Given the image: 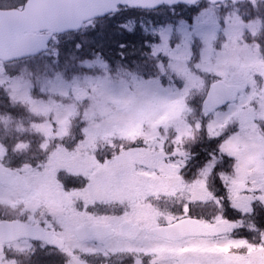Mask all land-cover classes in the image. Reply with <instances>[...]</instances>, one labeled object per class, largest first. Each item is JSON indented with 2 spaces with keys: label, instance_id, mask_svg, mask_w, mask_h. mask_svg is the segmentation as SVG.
<instances>
[{
  "label": "snow or ice",
  "instance_id": "obj_1",
  "mask_svg": "<svg viewBox=\"0 0 264 264\" xmlns=\"http://www.w3.org/2000/svg\"><path fill=\"white\" fill-rule=\"evenodd\" d=\"M0 264H264V0H0Z\"/></svg>",
  "mask_w": 264,
  "mask_h": 264
}]
</instances>
